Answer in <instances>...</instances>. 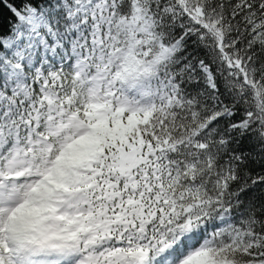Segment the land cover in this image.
Returning a JSON list of instances; mask_svg holds the SVG:
<instances>
[{"label": "snow or ice", "instance_id": "6c2138e0", "mask_svg": "<svg viewBox=\"0 0 264 264\" xmlns=\"http://www.w3.org/2000/svg\"><path fill=\"white\" fill-rule=\"evenodd\" d=\"M0 264H264V0H0Z\"/></svg>", "mask_w": 264, "mask_h": 264}]
</instances>
